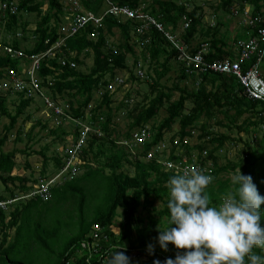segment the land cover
Segmentation results:
<instances>
[{"label":"trees","instance_id":"1","mask_svg":"<svg viewBox=\"0 0 264 264\" xmlns=\"http://www.w3.org/2000/svg\"><path fill=\"white\" fill-rule=\"evenodd\" d=\"M14 1L0 0V6L2 3L7 4L6 9L0 8V16L6 20L5 26L0 24V27H4L0 39V116L10 118V122L4 125L5 133L0 138V178L4 182H7L9 178L13 179L11 172L16 164V151L2 149L8 132L15 127L21 116L29 120L30 109L34 108L35 111H38L43 109V106L47 107L42 99L37 98L40 96L39 92L36 94L37 96H32L35 91H32L30 85L24 89H17L13 80H10L9 70L15 71L24 84H29L34 56L41 55L57 41L60 36L58 28L64 21L60 16L62 8L59 0H18L17 13L12 12L10 6L11 3H15ZM45 1L49 3V9L43 12L41 8ZM79 1L83 8L71 10L75 16H88L91 13L96 18H101V22L96 23L93 18H90L73 36L68 37L63 51L58 52L52 58H41L40 65L34 71V76L41 86L51 84L50 94L54 97L51 99L56 103V106H58V95L63 102H66L65 105H62L64 108L63 115H58L55 107L49 106L48 108L51 117L56 118L58 122V127L51 129L50 132L62 136L64 148L68 147L65 144L69 141L73 145L77 143L84 129L82 127L83 121H86L92 130L90 133L87 132L89 137L79 152L80 157L83 155V163L78 164L77 169H85L84 173L81 177L78 174L73 179L53 187V197L50 199L55 198L58 201L65 199L66 201L70 196L75 199V196H79L78 209L80 212L78 219L73 220H76V232L69 236L63 246H59L58 250L55 248L56 243L49 244L46 239L50 235L57 239L61 226L58 229L53 228L50 234H46L47 237L39 234L37 239L45 250L46 263L44 264H66L67 260L82 248L81 242L90 235L94 224L102 225L107 231L106 241H104L105 239L100 240L102 251H115L118 247L125 246L118 251H125V254L130 257L133 250L141 249L140 254L149 256L151 264L157 260L163 264L166 258L175 259L177 251L181 253L184 251L177 250L172 244L168 245V251H163L157 240L159 235L157 226L159 225L161 229L167 227L170 218V211L167 208L170 196L168 181L174 175L182 173L166 171L164 165L157 161L158 158L146 161L145 158L148 153L160 141H165L166 133L173 129V125L179 123L180 128L170 142L173 143L174 139L178 137L182 143L183 151L178 152L172 146L169 154L164 151L162 155L156 153L155 157L161 156L163 159L168 158L175 161L187 159L188 163L197 165L202 170L207 169L205 174L214 177L213 182L206 189L210 206H218L229 192L238 187V185L232 184L230 178L220 177L222 171L230 168L239 169L240 167L242 174L250 175L259 194L264 197V128L262 127L264 119H262L260 111L257 110L260 107V110H263L264 103L245 96L243 87L235 75L212 70L202 71L196 68L194 63L188 65L186 61L180 59L179 45H186L192 54L203 49L207 61L223 60L227 57L234 58L236 55L226 34L228 31L224 30L226 28L220 32L221 25H224L225 22L218 20L216 24L205 25L202 21L203 12L198 14L199 11L203 10V7L196 6L193 10L188 8V4L194 2L193 0H152L149 10L161 21V27L146 20L125 19L121 14H116L111 10L112 6L123 7L124 5L136 10L141 4H146V0ZM262 1L221 0L219 6L226 13H233L231 8L237 5V11L243 13L244 7L250 4L254 8L253 14H256L261 10ZM54 8H57L55 12L53 11ZM147 8L148 5L144 9L138 10L143 14L148 10ZM34 13L42 14V17L37 22L36 29L32 31L33 43L29 41L27 35L23 38L19 37L21 34L19 28L22 33H26L28 22L24 21L23 17L25 15L31 16ZM185 16L191 20V23L179 37L175 40L170 39V36L175 35L180 23H184L183 17ZM74 19L76 20V17ZM243 26L246 28V35L255 34L256 29L252 26ZM115 27L121 31L122 38L117 45L111 44L107 36V34H114L113 29ZM142 30L144 33L140 35L138 41L142 51L138 54L131 40L135 33L139 34ZM10 39L13 40L12 44L9 42ZM47 40H50V43L46 42ZM5 46L13 47L16 52L19 51L22 55L6 51ZM82 54L85 57L93 54V64L87 66ZM61 57L65 59L64 64L61 62ZM131 59L134 60L133 65L129 64ZM148 59L151 60V66L154 64L153 70L156 73L152 82L150 68L145 72L142 71V67L137 68L139 63L145 67L144 64L148 62ZM174 60L176 63H173ZM71 62H74L75 65L71 66ZM261 67L264 70V62ZM172 68L178 71L174 86H164L160 81L166 72H170ZM124 69L131 70L130 81L140 83L145 88L149 87L152 94L146 93L144 95L145 99H150L148 103L139 100L135 102L132 109H127L129 108V99H123L120 102L117 108L124 109L126 117L132 120L127 124L128 129L122 133L123 137L121 138L120 136L112 137L113 133L117 131L115 112L110 106L115 93H110L108 85L111 81H115L118 71ZM49 77L55 80L53 85ZM124 80L123 82H127L129 79L124 78ZM188 80L191 81L190 86L185 83ZM7 82L9 86L4 88L3 84ZM101 89L104 91L99 99V105L87 115L85 112L87 105L93 99L95 92H100ZM68 90L72 91L68 92ZM176 90L180 92V95L173 99ZM153 92L157 93L152 96ZM47 95L50 96L49 92ZM130 96L131 92H129L128 97ZM103 107L105 109L102 110ZM125 107L127 108L125 109ZM163 107L167 114L157 122L154 119L157 118ZM232 109H235V113H231ZM245 113H249L250 116L244 119L240 125H237V128L239 132L254 133L257 139L253 143L241 135L237 138L230 135L237 119ZM220 115H224V118H219ZM150 122L152 124L146 128ZM38 123L42 124L41 121ZM66 123L70 126H65ZM215 126L225 127L229 131H217ZM142 129H148L147 132L150 137L143 145H135L132 143L134 133H139ZM197 129L201 132L197 133ZM20 131L18 130L17 134L18 140L22 139V132ZM260 132L261 136L258 138ZM30 135L31 132L28 136L30 137ZM68 135H70L69 140L67 139ZM185 137H189L190 141L183 143ZM194 137L198 139V142L192 144L191 140ZM228 140L234 144L243 142L244 148L236 162L228 161L223 164L219 160L223 154L225 142ZM123 141L127 142L128 147L124 143L118 145L119 142ZM64 148L59 152L55 151L52 156L55 162L54 173L64 165L66 158V155L63 154ZM128 148L134 150L131 151ZM43 154L47 158L46 153L43 152ZM130 166L134 167V174L127 172L126 168ZM106 169L108 172L105 171ZM97 173L101 174L100 181H104L102 186L105 193L101 195L102 202L95 210L96 215L92 219V216L87 219L85 210L89 197L85 192L86 185H79L76 181H84L83 177L94 176ZM16 178L27 181V179L19 176ZM30 189L33 190L25 183L19 186L21 192L26 191L23 196L30 193L32 191ZM89 190L92 191V189ZM78 191H83L85 196L80 195ZM11 192L14 193L13 198L22 197L21 195L15 196V190H11ZM2 198L4 196L0 195V199ZM25 198L27 197L19 199L18 204L15 205V210L10 213L9 225L5 223L6 209L0 207V226L5 229L4 238L0 242V264H25L10 255V243L5 245L7 228L16 227L15 247L27 245L31 242L33 235L31 233L24 235V232L18 231V229L24 230V225L28 222L33 223L30 226L36 229L41 224V216L45 215L49 218V213L59 209L60 202H55V199L53 205H41V202L49 200L29 197L26 201H22ZM103 198L108 201L103 200ZM156 199L163 201L160 209L154 205ZM119 208L121 209L122 220L117 223L116 217L119 215ZM260 210L264 212V204L261 205ZM145 211L148 214H140V212L144 213ZM116 224L120 227L119 234L113 231ZM261 227L264 228V218L261 220ZM34 229L30 230L34 231ZM149 244L154 246L153 254L148 252ZM254 251L264 255V252L259 248L254 249ZM80 256L76 264H88L87 255L82 254ZM98 258L99 255L94 254L92 264H100ZM131 264H134L132 258ZM246 264H248L247 258Z\"/></svg>","mask_w":264,"mask_h":264},{"label":"rangeland","instance_id":"2","mask_svg":"<svg viewBox=\"0 0 264 264\" xmlns=\"http://www.w3.org/2000/svg\"><path fill=\"white\" fill-rule=\"evenodd\" d=\"M144 1V0H143ZM147 1V5H148V10H146V16L143 15V18L145 20H150L155 23V24H161V21H159L151 12H150V2L152 0H146ZM185 1V0H184ZM194 2L188 4V8L189 10H193L194 7H203L202 11H199L198 14H200V12H203L202 14V21L205 25H210V24H216L218 20H221L222 22H225L224 25H221V29L220 32L222 31V29L227 30L228 32L226 33L230 39V43L232 44V47L234 50V41L235 38H239V39H244L246 40L248 37V35H246V28L243 26L244 25V21H247V18L245 16L244 13H238L237 10H235V8L237 7V5L235 7L231 8V11L233 13H226L225 11H223V9L219 6V4L221 3V0H193ZM16 4L18 3V0L14 1ZM80 1L78 0H59V3L61 5L62 8V12L60 14V16L64 19V21L62 22V24L64 25V27H68L70 26L73 21L75 22L79 16H75V14H73V10L74 9H82L83 5H81L79 3ZM142 3V2H141ZM146 4H141L140 6H138V9H144L147 5ZM76 8H75V7ZM82 7V8H80ZM248 8V6L246 7ZM42 11L46 12L49 9V3L47 1H45V3L42 5ZM57 10V8H54L53 11L55 12ZM72 10V11H71ZM124 14H126L125 12L129 13V10H123ZM42 12V14H43ZM17 13V12H16ZM42 14H37L34 13L31 16H24L23 20L28 22V24L26 25V33H22V30L19 28V31L21 34H19V37H24L25 35H27V38L29 39V41H32L34 43V36L32 31L36 29L37 26V22L41 19ZM127 15V14H126ZM125 16V15H124ZM74 17H76V20L74 19ZM1 20H0V24L2 26H5L6 24V20H4L1 16H0ZM100 21H96V23H100L101 22V18H99ZM185 20V19H184ZM187 22L184 23H180L179 28H177L175 35L172 37L174 39H176L177 37H179L181 35V33L184 31L185 28H187L189 26V24L191 23L190 20H185ZM76 23V22H75ZM73 25V24H72ZM76 25V24H75ZM4 27H0V39L2 38V34L4 32ZM24 28V26L22 27V29ZM75 29V28H74ZM115 32L113 35H109L108 39L110 40L111 44L117 45L118 41H121V31L118 28H114L113 29ZM59 31L61 32V29H59ZM143 30L141 32H139V34L135 33L134 38L131 40V43L133 45H135V50L136 52L139 54L142 51V47L139 46L138 41L140 39V35L143 34ZM198 40H200L199 36H197ZM136 41V43H135ZM10 44H12L13 40L10 39L9 40ZM62 41H59L58 43H56L55 45L52 46L51 50H50V54H57L62 48ZM181 47V46H180ZM117 50V47H116ZM7 51V50H6ZM92 53V50H91ZM149 54V53H148ZM92 56L89 57H85L84 54H82V58L85 59L87 66H90L93 64V60H92ZM141 56V55H140ZM34 60H33V64L34 65L37 61L36 56H34ZM133 59H131L129 61L130 65H133ZM173 63H176L175 60ZM145 67L142 66V63H139L137 68H143L142 71H147L148 68H150V73L152 74L151 82L152 80L155 78L156 73L153 70L154 69V64H152L151 66V60L148 59V62H146V64H144ZM175 67L177 68V65H175ZM33 69V68H31ZM32 71V70H31ZM130 71L129 69H124L121 71H118L117 77L118 79H120L122 82L124 80V78H128L129 80H127V82H121L120 83H115V81H111L110 84H112V87L110 88L108 85V89L110 91V93H115L113 96V101L110 104L111 108L113 109V111L115 112V122L117 123V131H115L113 133L112 137L115 136H120L121 138L123 137L122 133L125 132L128 127L127 124L129 122H132L131 119H129L128 117H126L125 115V110L124 109H118V105L120 104L121 101H123V99H129V108L125 107V109H132L134 108L135 102L137 101H144V103H148L150 99H145L144 95L146 93H150L152 94V90L148 88H145L143 85H141L140 83L137 82H132L130 81ZM141 71V72H142ZM177 72L175 68H172L170 70V72H166V74L163 76L162 80L160 81L164 86H168V87H173L174 86V82L176 80V76H177ZM50 78V82L55 83V80ZM125 81V80H124ZM190 80L185 81V83H187L186 85L190 86ZM182 85H184V83H181ZM51 85V84H50ZM9 85H7V83H4L3 87L7 88ZM33 85L31 84V87ZM35 91V94H33L32 96H35L38 91L40 93V96H38V99H42L45 104L47 105V107L43 106V109H39L38 111L34 108L30 109V118L29 120L24 118V116H21L18 121L15 124V127L8 132L7 135V139L5 141V143L2 146L3 150L6 151H12L15 150L16 151V155H15V159H16V164L14 166L13 171L11 172V177H13V179H8L7 182H4L3 179L0 178V195H3L4 198H2V200L6 199L7 201L10 200L12 198V196L14 195V193L11 192V190H15L16 195H21L23 196L25 192H21L19 190V186L22 184H26L29 187H32L33 189L35 188L36 185H39L42 181V179H49L51 177H53L54 175H56L60 170H58L57 172H53V170L55 169L54 167V160L52 159V156L54 154L55 151H61L64 148V143L62 141V136H57L53 133H51V129L58 127V122L56 119L51 117V112L48 109L49 108V103L46 102V99L44 98V96H46L43 92V88H41V86H35L34 89H38ZM46 92L47 89L44 88ZM72 90H68V92H71ZM104 91V89H101V91L99 92H95L93 99L90 100L89 104L87 105L86 108V114L89 115L90 113H92L93 108H96L97 105H99L100 102V98L102 96V92ZM129 92H131V96L128 97ZM157 92H153L154 96ZM44 95V96H43ZM180 95L179 91H175V93L173 94V99L178 98ZM37 96V95H36ZM49 100L53 101L51 99L50 96H46ZM78 97H81L80 95H78ZM58 99V106H52V107H56V111H57V107L60 108V111L62 112H58V115H63L64 111H63V107L62 105H65L63 102V100L61 99V97L58 95L57 96ZM133 99V101H132ZM18 102V101H17ZM54 102V101H53ZM55 104V103H54ZM69 105V104H68ZM13 107V106H11ZM105 109V107L102 108V110ZM231 113H235V109L231 110ZM167 114L165 108L163 107L159 113V115L157 116V118H155L154 120L160 121L165 115ZM250 114L249 113H245L244 115H242L241 117H239L237 119L236 124L233 125V129L230 131V135L231 137H235L237 138L238 136H243L244 138H246L247 140L251 141L253 143L254 140H256L257 138L255 137L254 133H246L244 131L239 132V129L237 128V125H240L244 119H246L247 117H249ZM60 118V116H58ZM219 118H224V115H220ZM41 121L42 124H39L38 122ZM10 122V118H8L7 116H0V138L1 136L5 133V129H4V125L8 124ZM84 125L82 126L86 131L88 130V133H90L92 130L90 128V126H88V124L86 123V121H83ZM152 122V121H151ZM148 123L147 127H150V125L152 123ZM215 122V120H214ZM37 123V124H36ZM65 126H70L68 123L65 124ZM180 126L179 123H176L175 125H173V129L171 131H168L166 133V140L164 141V144L167 146L166 149V153L169 154L170 153V147H171V138L178 132ZM68 129V128H67ZM215 129L217 131H221V132H228L229 130L225 127L222 126H215ZM18 130H21L20 132H22V139L18 140L17 139V134H18ZM29 132H31L30 137ZM201 132V130L197 129V133ZM88 133H86L85 135H83L84 137V141L88 139L89 135ZM259 136H261V132L259 133ZM258 136V137H259ZM70 135L67 136V139L69 140ZM192 144L195 142H198V139L196 137L192 138ZM72 142L69 141V143L65 144L68 145V147H71ZM124 143V145L127 144L126 141L123 142H119L118 145H122ZM129 143V142H128ZM160 143L162 144L163 141H160ZM82 145H85V142L82 144V142H80V144L76 147L77 149H80L82 147ZM127 146V145H126ZM128 147V146H127ZM244 148V143L243 142H238L236 144H234L232 141L228 140L225 142V146L223 148V154L220 157L219 162L220 163H227L228 161H237V159L239 158L242 149ZM1 150V147H0ZM128 150L133 151L134 149L128 148ZM46 153L47 158L45 157V155L43 154ZM137 152V151H136ZM83 157V155H82ZM82 157H76L74 159V164L78 165V164H82L83 163V158ZM146 161H148L149 159L145 158ZM134 167H129L126 168L127 172H129L130 174H134ZM94 169V168H93ZM131 169V170H129ZM238 169H227L221 172L220 177L221 178H230L232 180V176L236 173ZM85 169L79 170L77 169L76 174L78 173L79 176H82V173H84ZM106 172H108V170H105ZM45 173V175H44ZM76 174L74 176H76ZM77 174V175H78ZM22 177L27 179V181H21L20 179H17L16 177ZM49 177V178H46ZM79 177V178H80ZM62 183L69 181L70 178L67 176L65 179L61 178ZM101 174L97 173L94 176H86L83 177V180H78L76 181L77 183H79V185H86V194L87 197H89V200H87V206H86V210H85V214H86V218L89 219V217H91V219L96 215L95 214V210L96 208L100 205V203L102 202V196L105 193V189L102 186L103 185V180H101ZM100 181V182H99ZM58 183V182H57ZM56 186V185H55ZM54 186V187H55ZM89 189H92V191H90ZM32 190V189H30ZM90 191V192H89ZM74 193V192H73ZM78 193L80 195H84L85 193L83 191H78ZM70 196L68 198V200L65 201V199H63L62 201H58L55 198H53L52 200L46 201V202H41V205L47 204V205H53L55 202H60V205L58 206L59 209L51 212L48 214L49 218H47V216H41V224L38 225L36 227V229H34L35 227H31L30 225L33 224L30 222L26 223V225H24V230L18 229V231L24 232V235H28L31 233L32 239L31 242L28 243L27 245H17V247L14 246V243L16 241L15 239V235H16V228L15 227H9L6 229V233H7V242H6V246L9 245L10 243V255L12 256V258L18 260V261H22L25 264H44L46 263V259H45V250L41 247L40 245V241L39 239H37L38 235L40 234L41 236H45L47 237L48 235H46L47 233L50 234V232L53 230V228L58 229L61 226L60 231L58 232V237L57 239L53 238L51 235L48 237L47 242L49 244H53L56 243V249L58 250L60 247L59 246H63V244L67 241V239L69 238V236H71V234L76 232V220L73 221V217L74 219H78V215L80 210L78 209V205H79V196H75L76 199L74 197ZM29 198V197H27ZM23 199L22 201H26V199ZM55 199V202H54ZM81 200V199H80ZM103 200L108 201L106 199L103 198ZM18 201H16L15 203L11 204H7L4 208L6 209L5 211L6 213V219H5V223L8 224V222L11 220V212L15 210V205L18 204ZM163 201L161 199H156L155 200V207H157L158 209L161 208ZM3 208V209H4ZM118 213L119 215H117L116 217V221L117 223H119L122 220L121 217V209H118ZM142 215H146L148 214V212H144L141 213ZM35 216V215H34ZM72 217V218H71ZM35 222V221H33ZM9 225V224H8ZM36 225V224H35ZM30 229H34V231H31ZM113 229L115 231H119V225L116 224ZM4 234H5V229L0 226V242L2 241V239L4 238ZM11 241V242H10ZM174 246V245H173ZM133 258V262L134 264H151L150 260H149V256L147 255H137L136 252H133L130 255ZM167 259V258H166ZM165 259V260H166ZM164 260V261H165ZM164 264V262H163Z\"/></svg>","mask_w":264,"mask_h":264},{"label":"clouds","instance_id":"3","mask_svg":"<svg viewBox=\"0 0 264 264\" xmlns=\"http://www.w3.org/2000/svg\"><path fill=\"white\" fill-rule=\"evenodd\" d=\"M135 19L145 21L144 18ZM63 27L61 24L58 31L61 29L59 32L65 37ZM213 180V176L197 167L169 179L167 208L170 218L167 227L157 226V240L163 251H168L169 244L184 251H177L175 259L169 257L164 264H246V258L248 264H264V255L254 251L259 248L264 252V228L261 227L264 212L260 210L264 197L259 194L252 177L242 174L239 167L232 176V184L238 187L218 206H210L206 191ZM121 248L125 246L109 251L106 264H131L125 251H118ZM148 252L154 253L152 244L148 245Z\"/></svg>","mask_w":264,"mask_h":264},{"label":"built area","instance_id":"4","mask_svg":"<svg viewBox=\"0 0 264 264\" xmlns=\"http://www.w3.org/2000/svg\"><path fill=\"white\" fill-rule=\"evenodd\" d=\"M261 5H262L261 10L256 14H253L254 8L252 7V5L247 4L244 7L243 13L247 18V21H244V25H250L256 30L254 32L255 34L249 35L248 36L249 38H247L246 40L237 38L234 41L233 44L235 45L234 46L235 48L233 51L236 53L234 58L227 57L223 60L207 61L204 57L203 49L195 54H192L189 50L190 48L187 49L186 45H179V49H180L179 54H180V59L186 61L188 65L194 63L195 67L202 71L212 70L214 72L235 75L243 87V92L245 96H247L250 99L259 100L261 103H264V70L261 67V64L264 62V0L261 2ZM10 6L12 12L15 13L18 9L17 4L11 3ZM247 6L248 8H246ZM1 7L3 9H6L7 4L2 3L0 8ZM125 9L129 10L128 11L129 13L125 12L127 15L123 13L124 12L123 10ZM111 10L116 14L125 15L128 18H143L142 13H140L138 9L133 10L126 6L125 7L112 6ZM235 10H238V8L236 7ZM90 18H93L95 21H100L99 18H96L91 13H89L88 16H79L78 19L75 21L76 23L73 21L72 23L73 25L71 24L67 28L63 27L64 33L67 34L65 38L73 36L80 28L84 26V23L88 21ZM184 19L190 20L187 19L186 16L184 17ZM155 25L161 27L162 24H155ZM172 37L173 36H170V39L175 40ZM5 49L10 53H16L18 55H22L21 52L19 51L16 52L11 46H5ZM50 50L51 47L47 52L42 53L39 56H36L35 60L37 62L33 65L32 67L33 69H31L32 71H30L31 81L29 84L28 83L24 84L21 77H18L15 71L9 70L11 75L10 80H13V83L17 87V89H24V87L29 85H30L29 87H31L32 84L33 85L31 87L32 91L39 90V88L34 89L35 86H41L38 79L34 76V71L40 65L41 58L50 55ZM71 65L74 66L75 65L74 62L71 63ZM117 82L120 84L123 83L120 79H118V77L115 79V83ZM8 84L9 83L7 82V85ZM109 87L111 88L112 84L109 83ZM41 88H43V86H41ZM42 90L46 95L44 88ZM46 96H44V98L46 99V102L49 103V106L51 107L54 105L56 106V103L49 100ZM260 109L257 110L260 111V115L262 119H264V108L263 110ZM57 111L62 112L58 107H57ZM262 127L264 128V123L262 124ZM146 128L148 127L146 126ZM147 131L148 129H142L139 133L135 132L132 143L140 146L143 145L147 141L148 137H150V134ZM87 132L88 130L86 131L85 129H83V132L79 137L77 143L74 145L72 144L71 147L64 148L63 154L66 155V158L64 159V165L61 167L60 171L56 175H54L49 179H42L41 183L39 185H36L35 188L25 196L11 198L8 201L0 200V207L4 208L7 204L9 203L12 204L14 201L21 199L23 197H39L40 199L43 200L51 199L53 197L52 188L55 185L63 184L61 178L65 179L68 176L70 179H73L75 177L74 175L76 174L78 166L74 164V159L76 157H80L79 152L80 149L82 148L81 147L80 149H77L76 147L80 144V142H82L83 144L86 141V140L84 141L83 135H85ZM184 139L185 140L183 143L190 141L189 137H185ZM172 146H174L178 152L183 151L182 143L178 137L174 139L173 143H171V147ZM166 149L167 146L164 144V141L162 144L159 142L152 148V150L148 153L146 158L149 160L153 158H158L157 161L164 165L166 171H174L175 173H183L186 169H191L192 167H197L200 169V167H198L197 165L188 163L187 159H183L181 161H175V160H169L168 158L163 159L161 158V156L155 157L156 153L162 155V153H164ZM206 170L207 169H203L204 173H206ZM103 239L106 240V236L103 232V226L99 224H94L91 238L84 239L81 242L82 248H80V250H85L87 252L86 255H87L88 264H92V258L96 253L99 255L98 262L100 264H106L109 251H102L103 248L100 246V240ZM66 264H73L71 257L67 260Z\"/></svg>","mask_w":264,"mask_h":264},{"label":"crops","instance_id":"5","mask_svg":"<svg viewBox=\"0 0 264 264\" xmlns=\"http://www.w3.org/2000/svg\"><path fill=\"white\" fill-rule=\"evenodd\" d=\"M62 24V23H61ZM59 34H60V36L58 37V39H57V41L56 42H54L50 47L52 48V46L54 45V44H56V43H58L59 41H62L63 40V43H62V48L66 45V40L68 39V38H65V37H62V33H60L59 32ZM46 42H48V43H50V40H47ZM49 47V48H50ZM49 48L46 50V51H44V53L45 52H47L48 50H49ZM61 51H63V49H61L59 52H61ZM56 56V54L55 55H53V54H50V55H48V56H45V57H47V59L48 58H52V57H55ZM61 62L63 63V62H65L64 61V59L61 57ZM64 64V63H63ZM48 85L49 86H44L43 85V88H46L47 89V91L49 92V95H50V97L51 98H54L51 94H50V92H51V88H50V83H48ZM44 91H45V89H44ZM45 93H46V95H47V92L45 91ZM62 103V102H61ZM64 104L66 103L65 101L63 102ZM259 136V135H258ZM260 137V136H259ZM258 137V138H259ZM73 220H74V217H73ZM16 228V227H15ZM113 231L116 233V234H119V232H120V227H119V231L117 232V231H115L114 229H113ZM103 232H104V234L106 235L107 234V231H105V227H103ZM92 233H93V230H92V232H90L87 236V238H85V239H89V238H91V236H92ZM74 234V233H73ZM73 234H71V235H73ZM104 241H106V240H104ZM73 252V251H72ZM133 252H136L137 253V255H141L140 254V252H141V249H137V250H133L132 252H131V254L133 253ZM87 252L85 251V250H77L76 251V253H74L72 256H71V258H72V261H73V264H76V261H77V259L78 258H80L81 256L80 255H82V254H86ZM130 254V255H131ZM131 257V256H130ZM132 258V257H131ZM132 260H133V258H132ZM151 263V262H150Z\"/></svg>","mask_w":264,"mask_h":264}]
</instances>
